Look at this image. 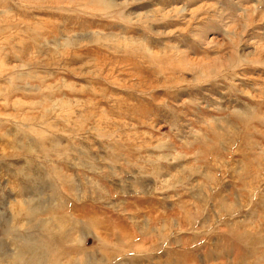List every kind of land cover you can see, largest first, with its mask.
<instances>
[{"label":"rangeland","instance_id":"1","mask_svg":"<svg viewBox=\"0 0 264 264\" xmlns=\"http://www.w3.org/2000/svg\"><path fill=\"white\" fill-rule=\"evenodd\" d=\"M86 262L264 264V0H0V264Z\"/></svg>","mask_w":264,"mask_h":264},{"label":"bare ground","instance_id":"2","mask_svg":"<svg viewBox=\"0 0 264 264\" xmlns=\"http://www.w3.org/2000/svg\"><path fill=\"white\" fill-rule=\"evenodd\" d=\"M22 204H24L23 202H22ZM25 205V204H24ZM26 207V206H25ZM23 208V207H22ZM28 210V209H27ZM21 212H22V210H21ZM55 224H57V223H55ZM56 226V225H55ZM54 227V226H53ZM165 228V227H164ZM48 229V228H47ZM57 229H60V228H57ZM148 229H150V228H148ZM149 231V230H148ZM48 232V231H47ZM57 232V231H56ZM46 233V232H45ZM79 233V232H78ZM77 233V234H78ZM49 234V233H48ZM72 234V233H71ZM151 234V233H150ZM50 235V234H49ZM47 236V235H46ZM28 237V236H27ZM33 238H35V237H33ZM44 238H45V236H44ZM49 238V237H48ZM43 239V238H42ZM31 240H32V238H31ZM38 240V239H37ZM44 241H46V239L44 240ZM71 241V240H70ZM47 242H50V241H47ZM72 242V241H71ZM75 242H76V240H75ZM52 243V242H51ZM73 243V242H72ZM71 245V244H70ZM32 248H33V246H32ZM59 248V247H58ZM28 249H31V248H28ZM129 250H131V249H129ZM21 251V250H20ZM49 252V251H48ZM52 252V251H51ZM50 252V253H51ZM140 252V251H139ZM19 253H21V252H19ZM24 253V252H23ZM46 253V252H45ZM53 254V253H52ZM55 254H57V253H55ZM54 254V255H55ZM48 255V254H47ZM64 255V254H63ZM32 256H33V254H32ZM51 256H49V258H50ZM67 257V256H66ZM86 257V256H85ZM57 258V257H56ZM87 258V257H86ZM51 259V258H50ZM52 259H54V258H52ZM64 259V258H63ZM40 260V259H39ZM38 260V261H39ZM67 260H68V258H67ZM136 260V259H135ZM52 261V260H51ZM76 261V260H75ZM114 261V260H113ZM130 261V260H129ZM131 261H132V259H131ZM46 262V261H45ZM44 262V263H45ZM108 262H112V261H108ZM133 262V261H132ZM52 263V262H51ZM53 263H54V261H53ZM87 263V262H86ZM101 263V262H100ZM88 264V263H87Z\"/></svg>","mask_w":264,"mask_h":264}]
</instances>
